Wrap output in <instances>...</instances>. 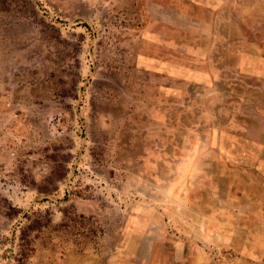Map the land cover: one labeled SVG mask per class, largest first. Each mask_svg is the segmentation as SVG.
Returning <instances> with one entry per match:
<instances>
[{"label": "rangeland", "instance_id": "1", "mask_svg": "<svg viewBox=\"0 0 264 264\" xmlns=\"http://www.w3.org/2000/svg\"><path fill=\"white\" fill-rule=\"evenodd\" d=\"M0 264H264V0H0Z\"/></svg>", "mask_w": 264, "mask_h": 264}]
</instances>
